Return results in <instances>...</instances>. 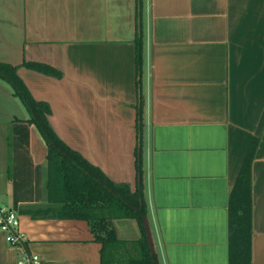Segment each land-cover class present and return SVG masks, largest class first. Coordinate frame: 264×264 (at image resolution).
<instances>
[{"label": "crops", "instance_id": "obj_1", "mask_svg": "<svg viewBox=\"0 0 264 264\" xmlns=\"http://www.w3.org/2000/svg\"><path fill=\"white\" fill-rule=\"evenodd\" d=\"M141 1L140 72L136 0H0V61L16 65L33 99L48 104L66 145L130 190L140 78L153 264H228L229 193L256 139L252 263L264 264V0ZM0 88V206L19 216L23 248L37 264H101L87 221L19 211L47 203V148L1 75ZM114 225L121 240L142 235L136 219ZM20 253L0 230V264H17Z\"/></svg>", "mask_w": 264, "mask_h": 264}, {"label": "trees", "instance_id": "obj_2", "mask_svg": "<svg viewBox=\"0 0 264 264\" xmlns=\"http://www.w3.org/2000/svg\"><path fill=\"white\" fill-rule=\"evenodd\" d=\"M137 35L136 63L140 72L142 57V1L136 0ZM25 66L51 74L52 68L36 62ZM0 75L6 78L29 110L27 120L42 135L46 144L48 200L45 204L19 208L32 218L81 219L89 224L93 239L101 244V264H153V256L144 233L146 205L142 192L141 121L142 96L137 79V134L135 171L137 186L130 190L126 183H116L98 167L90 164L77 151L66 145L53 131L49 122V106L37 101L17 75V66L0 61ZM253 139L247 149L241 169L229 193L228 202V264L252 263V190L251 163L256 148ZM136 219L142 235L125 241L117 236L114 222ZM24 245V242H23Z\"/></svg>", "mask_w": 264, "mask_h": 264}, {"label": "built area", "instance_id": "obj_3", "mask_svg": "<svg viewBox=\"0 0 264 264\" xmlns=\"http://www.w3.org/2000/svg\"><path fill=\"white\" fill-rule=\"evenodd\" d=\"M0 230L5 233L6 241L9 245L19 247L21 253L17 264H37L38 256L28 253L23 247L24 237L19 231V216L16 211L0 206Z\"/></svg>", "mask_w": 264, "mask_h": 264}, {"label": "rangeland", "instance_id": "obj_4", "mask_svg": "<svg viewBox=\"0 0 264 264\" xmlns=\"http://www.w3.org/2000/svg\"><path fill=\"white\" fill-rule=\"evenodd\" d=\"M0 94L1 95L3 94V90L1 88H0ZM16 103H18L22 109L25 108L22 100L19 97L16 98Z\"/></svg>", "mask_w": 264, "mask_h": 264}, {"label": "water", "instance_id": "obj_5", "mask_svg": "<svg viewBox=\"0 0 264 264\" xmlns=\"http://www.w3.org/2000/svg\"><path fill=\"white\" fill-rule=\"evenodd\" d=\"M122 222H130V223H132V221H130V220H127V221L126 220H123V221H118L117 224L120 225V223H122Z\"/></svg>", "mask_w": 264, "mask_h": 264}]
</instances>
